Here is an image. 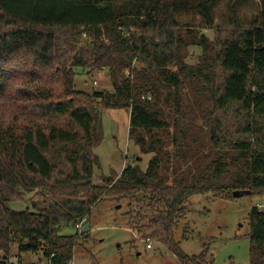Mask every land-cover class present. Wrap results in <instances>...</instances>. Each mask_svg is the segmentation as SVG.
Listing matches in <instances>:
<instances>
[{
    "label": "trees",
    "instance_id": "16d2710c",
    "mask_svg": "<svg viewBox=\"0 0 264 264\" xmlns=\"http://www.w3.org/2000/svg\"><path fill=\"white\" fill-rule=\"evenodd\" d=\"M242 1L0 0V95L21 80L29 118L0 123V264H74L83 236L63 229L105 200L127 203L131 229L182 263L215 264L207 249L186 253L175 228L194 195H264V0L252 20L240 18ZM195 45L200 62L189 64ZM77 68L109 69L114 91L79 90ZM100 108L130 111L147 169L134 161L96 177ZM249 223L250 264H264V210L254 206ZM26 253L47 262L26 263Z\"/></svg>",
    "mask_w": 264,
    "mask_h": 264
},
{
    "label": "rangeland",
    "instance_id": "374dc122",
    "mask_svg": "<svg viewBox=\"0 0 264 264\" xmlns=\"http://www.w3.org/2000/svg\"><path fill=\"white\" fill-rule=\"evenodd\" d=\"M259 5V0H243L238 11L240 18L252 20L258 16ZM227 12L225 1L215 10L217 24L225 23ZM180 19L186 23L199 22L196 17L185 14ZM201 31L210 39L215 37L213 29L203 28ZM188 52L187 62L198 64L202 47L191 46ZM76 71V86L79 90L114 91L109 69L88 72L77 68ZM20 87L23 88L21 80L9 86L4 95H0V123L3 125L11 120L17 123L29 121L20 112L16 99V90ZM99 112L102 133H99L101 140L95 147L100 160V164L95 166L96 177L119 176L123 168L134 161H139L142 168L147 169L152 154L143 153L130 138V111L100 108ZM10 204L14 209L25 208L23 202ZM119 205L115 201L105 200L79 226L63 229L64 233L78 230L83 236L76 248L74 264H184L163 243L151 241L152 247H149L150 241H145L131 229L127 203L121 207ZM187 206L186 216L175 228V238L186 253L194 255L207 249L215 264H250L249 214L254 206L264 210V195L243 194L232 198L214 197L212 194L194 195ZM184 228L191 231L188 239L183 238ZM21 257L26 263L47 262L42 253H26ZM10 261H20L16 247L12 250Z\"/></svg>",
    "mask_w": 264,
    "mask_h": 264
},
{
    "label": "water",
    "instance_id": "95a60500",
    "mask_svg": "<svg viewBox=\"0 0 264 264\" xmlns=\"http://www.w3.org/2000/svg\"><path fill=\"white\" fill-rule=\"evenodd\" d=\"M243 194H248V192L247 191H239V190H237V191L234 192V196L235 197H240ZM119 207H121V205H119Z\"/></svg>",
    "mask_w": 264,
    "mask_h": 264
},
{
    "label": "built area",
    "instance_id": "2783aa9c",
    "mask_svg": "<svg viewBox=\"0 0 264 264\" xmlns=\"http://www.w3.org/2000/svg\"><path fill=\"white\" fill-rule=\"evenodd\" d=\"M95 83H97V82H95ZM150 242H149V244H148V246L149 247H152V242H151V240H149Z\"/></svg>",
    "mask_w": 264,
    "mask_h": 264
}]
</instances>
